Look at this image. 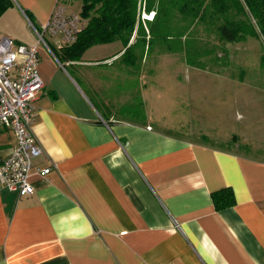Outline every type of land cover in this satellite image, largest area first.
<instances>
[{
    "label": "crops",
    "instance_id": "0c3cea01",
    "mask_svg": "<svg viewBox=\"0 0 264 264\" xmlns=\"http://www.w3.org/2000/svg\"><path fill=\"white\" fill-rule=\"evenodd\" d=\"M12 1L0 15V39L30 46L33 27L47 22L54 4L74 0ZM60 46L49 37L38 45L43 88L33 102L32 132L42 148L33 164L52 170L32 171L30 195L0 188V264H264V145L211 144L218 136L192 107L199 89L189 82L201 74L98 73L94 67L148 58L126 60L116 41L60 64ZM135 76L175 87H144L139 111L118 116L115 107L129 96L108 98L104 82ZM14 143L9 129L0 133V164ZM223 188L235 204L216 211L211 196Z\"/></svg>",
    "mask_w": 264,
    "mask_h": 264
},
{
    "label": "rangeland",
    "instance_id": "374dc122",
    "mask_svg": "<svg viewBox=\"0 0 264 264\" xmlns=\"http://www.w3.org/2000/svg\"><path fill=\"white\" fill-rule=\"evenodd\" d=\"M67 9L79 15L80 0H74L73 6H68ZM197 35L202 37L199 39L201 42H197L198 45H196L201 51L200 58L203 61L201 66L204 68L202 70L181 64L180 60L173 55H159L164 47L161 39L156 37L150 41V47L145 51L136 47L125 56L126 60L145 56L148 58L146 62L144 60L145 63H141L140 59L135 63H125L124 59H120L112 66H97L93 69L98 73L126 72L132 76L141 72H151L156 75L168 73L180 75L181 79L187 74L199 73L202 79L189 82L197 85L196 88L199 89L194 96L192 107H198L201 111L200 123L207 122L212 125L206 129L213 132L216 137L218 136L213 137L216 139H212L211 144L230 149H237L239 146V151L261 149L264 145V64L261 62L264 45L262 41L258 38H247L241 42L220 44L213 34L200 32ZM47 38L46 36L45 39ZM194 38L197 37L191 33L188 42L193 44L196 41ZM211 50L213 52L210 54ZM191 58L194 59L195 56ZM159 81L161 80H143L138 76L124 80L119 78L112 80L111 83L105 81V94L108 98L116 96L121 100H127L129 96L128 103L115 107L118 116L126 117L132 111H135L134 114L139 111L137 106L144 87L151 89L164 87L159 85ZM163 82L169 89L175 87L171 80H162L161 83ZM143 83H148V86H143ZM131 102L135 106L127 107ZM177 106L172 104L168 109L173 114ZM111 108L114 110L113 107ZM235 134L240 135L241 139L244 138L248 146L244 147L239 138L234 139Z\"/></svg>",
    "mask_w": 264,
    "mask_h": 264
},
{
    "label": "trees",
    "instance_id": "16d2710c",
    "mask_svg": "<svg viewBox=\"0 0 264 264\" xmlns=\"http://www.w3.org/2000/svg\"><path fill=\"white\" fill-rule=\"evenodd\" d=\"M79 16L83 21L76 41L62 45L54 55L60 64L76 62L90 47L119 41L125 47L123 55L139 47L143 51L150 41L161 39L163 51L183 56L185 64L204 69L197 42L198 33L213 34L220 44L258 38L264 45V0H80ZM154 5L156 10H152ZM13 6L12 0H0V15ZM151 12V13H149ZM151 18H148L150 17ZM34 26V25H33ZM35 29L39 30L40 28ZM196 41L192 44L190 34ZM136 35L133 45L131 38ZM209 40H207L208 42ZM193 42V41H192ZM213 46V45H212ZM213 51H209L211 54ZM195 56L194 59L191 57ZM264 64V55L261 56ZM214 209L234 206L230 188L212 194Z\"/></svg>",
    "mask_w": 264,
    "mask_h": 264
},
{
    "label": "built area",
    "instance_id": "2783aa9c",
    "mask_svg": "<svg viewBox=\"0 0 264 264\" xmlns=\"http://www.w3.org/2000/svg\"><path fill=\"white\" fill-rule=\"evenodd\" d=\"M82 26L80 16L69 13L57 1L47 22L39 30L33 27L36 45H24L9 37L0 39V133L9 129L15 139L9 156L0 164V188L17 192L20 197L33 192L29 182L32 171L45 177L52 170L33 164L42 155L32 132L33 102L43 88L38 73V45L46 46V36L59 39L61 46L71 45Z\"/></svg>",
    "mask_w": 264,
    "mask_h": 264
}]
</instances>
